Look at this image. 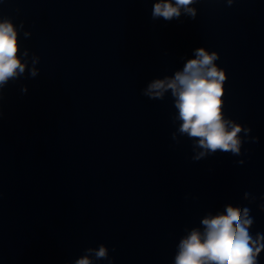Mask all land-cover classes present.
Listing matches in <instances>:
<instances>
[{"label":"water","instance_id":"95a60500","mask_svg":"<svg viewBox=\"0 0 264 264\" xmlns=\"http://www.w3.org/2000/svg\"><path fill=\"white\" fill-rule=\"evenodd\" d=\"M153 2L0 0L40 58L0 101V264H71L100 244L113 264H173L185 229L229 203L264 234V0H199L172 21ZM199 47L226 71V118L259 137L239 156L193 161L192 141L172 139L171 93L142 95Z\"/></svg>","mask_w":264,"mask_h":264},{"label":"clouds","instance_id":"9594fccd","mask_svg":"<svg viewBox=\"0 0 264 264\" xmlns=\"http://www.w3.org/2000/svg\"><path fill=\"white\" fill-rule=\"evenodd\" d=\"M198 2L154 0L151 18L172 21L183 14L195 19L197 9L194 5ZM226 3L231 6L234 0H226ZM23 28V22L18 29L10 18H0V101L9 82L24 76L26 70L32 78L40 71L36 66L39 56L32 54L30 57L26 48L21 53L19 30ZM23 35L28 38L31 33L24 31ZM218 59L216 51L196 48L194 58L186 59L181 70H176L172 76L153 79L142 89V95L153 100H163L166 93H171L176 109L172 121L174 124L178 122L172 139L177 144L180 143V136L192 141L193 161H200L217 152L239 156L245 141H259V137L250 135V127L226 118L223 97L227 74L216 64ZM21 92L26 93L27 87L23 86ZM237 163L242 165L244 160ZM244 198L250 203L255 201V197L248 192H245ZM259 208L264 211V204H260ZM253 223L248 207L229 203L215 215L209 212L201 219L200 227L185 229L187 234L179 240L173 264H258V257L264 251V234L257 232L253 235L250 231ZM100 260L113 264L109 249L104 244L86 248L84 254L71 264H95Z\"/></svg>","mask_w":264,"mask_h":264}]
</instances>
